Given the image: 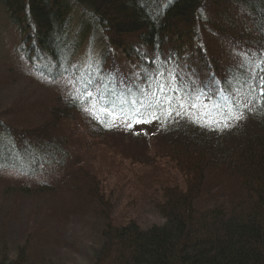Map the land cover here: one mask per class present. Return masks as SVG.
<instances>
[{
  "label": "trees",
  "instance_id": "1",
  "mask_svg": "<svg viewBox=\"0 0 264 264\" xmlns=\"http://www.w3.org/2000/svg\"><path fill=\"white\" fill-rule=\"evenodd\" d=\"M0 10L15 42L8 59L0 50V225L14 199L40 203L33 211L53 203L49 224L27 211L39 229L0 264H61L48 255L66 243L53 227L64 211L99 224L90 264H264V0H0ZM82 49L97 61L76 64ZM157 80L177 89L164 93L177 110L187 101L185 114L146 115ZM24 84L51 93L8 121L13 101L1 94ZM205 104L222 130L190 122ZM230 110L244 118L224 127ZM82 151L100 161L77 163ZM100 162L115 174L151 167L140 181L157 187L148 204L162 223L115 219Z\"/></svg>",
  "mask_w": 264,
  "mask_h": 264
},
{
  "label": "rangeland",
  "instance_id": "2",
  "mask_svg": "<svg viewBox=\"0 0 264 264\" xmlns=\"http://www.w3.org/2000/svg\"><path fill=\"white\" fill-rule=\"evenodd\" d=\"M12 35H14L13 29L8 26L7 19L3 14V11L0 10V50H3L4 58L6 59L11 57V54L14 52L13 45L15 42H13L14 38ZM13 58L15 60L19 59L17 56H14ZM76 59V64L87 63L88 61L96 62L98 59V52L96 49H87V51L82 49L79 50V54H77ZM51 87H53V85H51ZM55 90L60 91L59 88H55ZM2 93L1 100L4 101L3 103H6V106H8L7 104H9L10 100L13 101L11 105L9 104L10 106H8L9 117H6L8 121H11L18 119L20 113H22V117L29 118L31 114L28 115L27 112L23 111L30 109L31 106H34V104H37V102L38 104H42L44 100L43 98L47 99V95H49L51 92L39 87L36 88L33 85L24 84V86L20 88L11 87L8 90H3ZM2 105L5 106L4 104ZM33 118L36 119V117ZM21 126L29 127L23 122L19 123V127ZM94 156L97 157L95 159L99 160L100 155L97 152L91 151L84 153L82 151L77 155L78 159L76 162H87V164L91 165L95 162V159H93ZM104 165L105 163L100 162V164L95 165V168L99 172L103 173L101 179L103 180L104 184L107 186L110 185V188H114L115 190V198L113 201L115 205L112 203V205L115 206L113 215L115 216L114 218L117 220H123L124 218L137 220L141 227L145 229L151 227L154 224L162 223V220L155 214L156 212H154V209L148 204V199H154L157 187H155L153 184L151 186L146 184L147 187H143L140 181V178L143 175L149 176L153 172L151 167L144 166L141 168L140 166H130L129 163H125L120 168V171H116L119 172V174H115V169H112L111 172H109V166L106 167ZM100 166H104V168ZM145 181H147V179H145ZM30 200L31 199H21V201L19 200L18 203L21 206L17 205L16 202L18 200L14 199L11 201L14 202L12 205L14 208L9 206L11 208H9L8 211H10L12 214L7 212L6 217H4L2 224L0 225V230L4 235V238L1 237L0 239L1 258L3 256L8 258L15 257L17 252H21V248L26 249L33 235V231L35 229H39L38 226H34L32 221L30 222L32 216H29V213H27V211H33L34 204H36L33 202H37L35 200L31 202L32 200ZM44 200L45 199L41 200L42 204L45 203ZM39 204L40 203H37L36 206L38 207ZM52 205V202L43 204L32 213L39 216L44 221L43 223L49 224L47 219L44 220V217L47 216V208L52 207ZM17 210L20 212L19 216ZM64 212L65 213H60L62 215H60V219L57 220L60 221L57 222L60 224L54 226L52 224V226L59 229L58 232H60L66 243H60L58 246L56 245V247L53 248L54 251L52 250L48 257L50 260L60 261L61 264H90V260H92L94 257V250L97 249L100 244L101 235L100 231L97 229L99 224L97 226L94 222V219L88 220L91 223L90 224L82 221L72 214H68L67 211ZM18 217H20V219ZM51 222L53 223L54 221L51 220ZM63 225L65 226L62 229ZM42 226L40 227L44 228ZM41 231L45 232V230L42 229ZM50 233L52 234L53 238L56 236L53 232Z\"/></svg>",
  "mask_w": 264,
  "mask_h": 264
},
{
  "label": "snow or ice",
  "instance_id": "3",
  "mask_svg": "<svg viewBox=\"0 0 264 264\" xmlns=\"http://www.w3.org/2000/svg\"><path fill=\"white\" fill-rule=\"evenodd\" d=\"M245 57V59H247V54H241ZM261 64H264V60L260 61ZM241 67H243V64L240 65ZM251 71V70H250ZM157 76L159 77H164V73L162 72H158L156 73ZM243 87V86H242ZM168 89V91L172 92V91H176L177 89L175 87L169 88L168 84L166 82H164L163 80H157V88L155 91H153L150 96L151 99H149L148 103L146 105H143L145 108H150L152 109V112L146 113V115H150L151 119H160L159 116L156 115V108H160L161 111L164 113V115L168 118L172 117V114L175 112V114L177 116L183 115L186 113L187 109H185V104L187 103V101L184 100H179L177 103L179 104V108L184 110V112L177 110V108L172 106V97L165 95V89ZM237 92H240V89L237 88L236 89ZM248 91L249 94L245 96V103L243 104V107H249L251 101L254 99V97L251 95L253 88L252 85H248ZM157 93H159L160 95H158ZM87 96L91 97L93 96L92 92H87L86 93ZM259 96L261 100H264V75L260 76V84H259ZM197 99H199V96H197ZM163 101V103H162ZM129 103L135 105L137 103V101L135 100H131L128 101ZM237 103H240V101H237ZM95 107V106H93ZM199 106L193 102L192 104L189 105V108H198ZM213 107H215V105H213ZM101 111H104L105 113L108 112L107 108H101ZM83 111L87 112L89 115H93V111L91 108H84ZM137 112L140 111V109H136ZM210 111L211 109L208 107L207 104L203 105V110L198 113V114H194L192 116L189 117L190 122L192 123H197L199 124L201 127H212V125H215L216 128L215 130H222L220 128L219 122L215 120V118L213 116L210 115ZM94 118H96L94 116ZM244 118V114L243 112H233L232 110H230V114L228 116L224 117V127H229L230 125L227 123L228 120H241ZM151 119H145L143 121L138 120V123H150Z\"/></svg>",
  "mask_w": 264,
  "mask_h": 264
}]
</instances>
